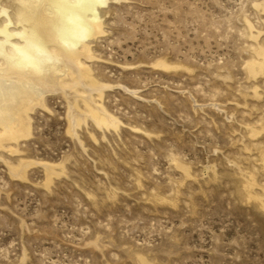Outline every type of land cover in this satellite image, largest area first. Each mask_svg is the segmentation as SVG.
Returning <instances> with one entry per match:
<instances>
[{
    "label": "rangeland",
    "instance_id": "374dc122",
    "mask_svg": "<svg viewBox=\"0 0 264 264\" xmlns=\"http://www.w3.org/2000/svg\"><path fill=\"white\" fill-rule=\"evenodd\" d=\"M99 12L82 68L107 87L94 105L119 128L87 118L73 136L88 88L47 95L19 152L0 149V264H264V66L251 74L264 65V0Z\"/></svg>",
    "mask_w": 264,
    "mask_h": 264
},
{
    "label": "bare ground",
    "instance_id": "6f19581e",
    "mask_svg": "<svg viewBox=\"0 0 264 264\" xmlns=\"http://www.w3.org/2000/svg\"><path fill=\"white\" fill-rule=\"evenodd\" d=\"M14 1L19 4L18 10L10 13L9 6H4L0 0V149L9 148L13 154L18 153L21 142L32 136L34 110L48 109L45 102L47 95L66 92L74 98H79L80 96H76L78 87L88 88L86 105L89 110L83 112L75 104L78 101L74 102L76 110H72L70 114L69 133L76 136L77 129L87 118H90L100 131L118 129L120 122L103 106L94 105L92 92H97L102 98L103 89L107 87L93 82L87 69L85 71L82 68V58H93L91 40L104 34L103 19L99 11L103 10L110 0ZM259 51L264 55L263 49ZM263 66L262 63L255 62L251 67V74H261ZM161 67L170 69L165 63H161ZM71 70L76 77H72L68 85L63 84V79L73 72ZM66 87L71 91L66 90ZM252 133L255 134L256 130H252ZM45 167L51 182L55 167L46 164ZM21 168L12 171L18 178H24L25 169ZM180 168L187 176L190 175L188 168ZM262 205L264 208V203Z\"/></svg>",
    "mask_w": 264,
    "mask_h": 264
}]
</instances>
